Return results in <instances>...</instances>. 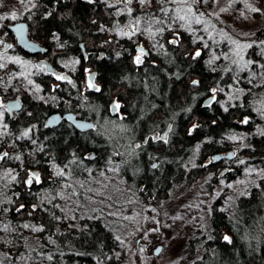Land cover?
Returning a JSON list of instances; mask_svg holds the SVG:
<instances>
[{"label": "trees", "instance_id": "obj_1", "mask_svg": "<svg viewBox=\"0 0 264 264\" xmlns=\"http://www.w3.org/2000/svg\"><path fill=\"white\" fill-rule=\"evenodd\" d=\"M113 2L34 0V6L27 11L20 8L23 14L15 19V22L27 21L30 36L41 44L50 46V38L55 37L53 43L62 48L56 55L65 58L76 51V64L80 63L79 68L76 65V81L80 87L84 84L87 88L88 70L98 71L100 86L96 93L80 95L78 116L95 124L82 132L71 126L45 129L43 123L51 112L50 106L33 95L25 98L30 110V114L23 115L28 121L27 126H32L35 121L39 125L38 158L27 157L22 149L20 157L24 168L19 169L13 185L0 178V196L10 209V224L16 231H21L22 225L42 230L34 235L36 241L32 238L33 244L22 240L15 247L0 245V251L5 252L3 264H27L30 256L44 250L52 256L51 260L47 259L48 264H119L115 259L117 253L125 256L120 250L119 239L131 227V215L144 220L148 208L159 207L178 186L187 187L210 176V172H217L218 167L209 164L214 155L227 154L235 148L238 156L246 157L243 165L246 168L264 165V134H256L257 124L261 121L255 119L254 112L259 104H264V82L255 85L264 72L261 67L264 53L261 56L259 50L254 54L247 50L243 60L222 58V62H217L210 71L206 59L210 55L211 40H200V36L184 29L169 30L165 19L164 24L156 28H164L158 34L162 47L156 48L154 36L150 40V46L155 47L147 62L154 64L137 68L126 56L115 61H96L100 51L98 44L106 39L102 31L105 26L113 23L131 25L133 17L139 18L140 23L155 18L146 20L147 13L163 16L157 12L156 0L144 8L137 3L131 15L123 13L119 16L109 7ZM165 6L174 7L171 4ZM209 11L203 12L210 14ZM224 22L227 21L221 22L219 18L208 21L207 34L209 29L214 31L213 26L224 29L225 35L216 32L217 36L214 38V33L211 38L223 36L220 40L226 46L221 50L230 54L226 36L233 33ZM198 31L205 32L200 26ZM0 32L7 33L8 40L13 39L7 24ZM177 36L178 44L169 43ZM208 38L211 39L209 34ZM147 41L146 38L144 43L148 45ZM205 43L208 47H204ZM261 44L258 45L264 49ZM196 51L201 55L193 58ZM247 61H256V64H248L245 68ZM2 70L0 68V84L6 77H2ZM4 71L10 72V66ZM193 80L199 84L193 86ZM212 89L217 90L215 101L206 106L205 101L213 95ZM229 92L231 101L225 111L221 100ZM80 93H83L82 88ZM118 101L125 106L123 118L110 112V103ZM245 118L249 121L247 124L242 123ZM4 122L19 133L27 127L20 122L13 124L7 115H4ZM169 125L171 130L165 142L161 135ZM240 135L246 136L244 145L236 147L235 139ZM4 148L1 144L0 153ZM92 153L96 157L89 160L87 156ZM14 161L16 163L11 164L7 158L3 160L0 175L9 166H18ZM45 162L49 164L45 166ZM50 166L55 171H50ZM30 168H39L45 176L40 185L25 183ZM58 169L65 174L58 176ZM242 173L238 167L225 178L233 182ZM101 181L107 183L108 195L104 200L99 196L96 199L105 209L89 208L85 204V195L89 189H97ZM239 192L228 199V207L213 206L206 227L196 229L187 239L185 251L192 264H264V176L256 177L246 194ZM230 194L229 191L228 196ZM149 196L154 197V202L147 201ZM66 210H69L68 214ZM67 215L70 219L65 218ZM224 236H229L231 243L225 241ZM126 237L131 241L134 236L129 232Z\"/></svg>", "mask_w": 264, "mask_h": 264}, {"label": "rangeland", "instance_id": "obj_2", "mask_svg": "<svg viewBox=\"0 0 264 264\" xmlns=\"http://www.w3.org/2000/svg\"><path fill=\"white\" fill-rule=\"evenodd\" d=\"M0 4H2V6H0V16L9 17L7 19H0V29H3L5 24L10 25L15 22V20L10 18L11 13L15 12L16 16H21L23 14V9L27 11L33 7L34 0H24V3H20V0H0ZM135 4H137V0H133L131 5L119 6L120 9L115 11L116 15L119 16L123 13H128L127 7L133 9ZM249 4L253 7L260 8L262 14L260 15V13H257L258 15H255V12L250 11L246 6ZM145 6L146 5H144L142 8ZM20 8L23 9L20 10ZM222 8L227 9V11H220ZM199 10L204 12L210 10V14L205 13V16L203 17L206 22H212L215 18H219L221 22L222 20L227 21L224 23L230 26V29L233 33L232 36L230 34L226 36L229 38V45L231 47L229 54V51L221 50L222 46H226V43H223V41L220 40L223 36L214 39L215 36H217V33H219V35H225L227 32L224 29H219L217 26L214 27V31L209 29L208 34L215 33L214 38L211 39L208 38L206 31H200V33L199 31L197 32L198 26H200V29L204 30L207 23L199 24L197 26L196 24H193L192 28L195 31H187L194 36L197 35L198 37H203V41H206V39L211 40L208 50L210 55L208 59H206L209 68L208 70L210 71H213L217 65V62L219 64L222 62V58L223 60L226 59L228 61H232V59L238 60L240 58L233 54L236 50V45L232 44L231 41L235 40L240 45L252 44L254 46L253 42L257 40V37L261 34L262 30L264 31V0H218V2H214V0H212L211 4L209 0V3L207 5L202 4ZM167 26L169 27L168 24ZM149 27H151L152 31L154 32V30L157 28V25L151 24V21L141 22L139 25V31H141L143 35H150L146 30ZM171 28L177 30L184 29L180 27L178 23L171 25ZM105 30L109 31V29L107 30L106 28H104L102 31ZM0 38L3 40L6 39L5 32L0 34ZM154 39V45L156 48H161L162 43L159 41V37H155ZM154 45L153 47H155ZM2 46L3 45H0V48ZM252 47L242 48L240 50L241 55L245 57L246 51L252 49ZM212 52H214V56H212ZM213 57L218 58L213 59ZM17 58L22 63H16L15 60ZM209 61L212 62L209 63ZM0 63L5 65V67L1 69H3L2 73L6 75L5 81L0 84V91L5 98H9L13 93L12 85L15 82L14 80L17 79L18 81H21L22 77H27L26 72L29 71V68L26 66V64L28 61H23L21 55L14 50L13 46V48L9 51L0 52ZM70 63L71 62L69 60L65 61V64L67 65ZM212 64L213 66H211ZM8 66H15L17 73L13 74V72H11L8 74V72H5L4 69ZM258 78L259 80L255 85H260L264 82V72H262ZM29 81L26 84L27 87H29V84H31ZM238 81L239 79H236V82ZM29 88L35 98H39L44 102L50 101L49 98L41 94L37 87L34 86ZM230 94L231 93L229 92L226 94L227 96L224 95L223 99L221 100V105L223 108H227V106H229L228 104L231 101ZM254 112L256 114L255 119L261 121L260 124H257L256 134H262L264 133V104H259L254 109ZM5 124L6 123L4 122L3 117V119L0 120V145L4 144L11 148V151L8 152L9 158L7 159L13 158L18 162V166H9L7 171L3 175H0V178H3L13 185L15 184L16 180H12L11 175H6V173L11 171L12 175H15L17 179L23 160L21 157L20 159H15V157L18 156L16 153L17 151L15 150H18L17 147H19V141H14V138L11 137L10 130L8 128L5 129L2 127V125ZM238 137L235 139L234 145L236 147H243L246 136L240 135ZM236 150L237 149L234 148L232 152L237 154ZM26 153L27 155L33 157V150L26 149ZM241 161H243V163H241ZM245 161V156H238L237 159L229 162L230 165L235 163L236 166H239L243 171L241 177H238L233 182L228 181L226 178H218L217 180H214V178H217L218 176L217 174H211L210 176L199 180L195 184L189 186L187 185V187L178 186L172 190L170 196L164 200L163 204L157 208H148L149 212L146 219H136V215H131V217H133L131 219L132 225L130 224L131 227L125 231V235L123 232V235L119 239L120 250L123 251L125 256L121 257V253H117L115 259L119 261V264H192V260L186 255L187 253L185 251V243L187 239L193 234V232L196 231V229L206 227L208 219L210 218L213 211V206L221 205L220 208L223 209L226 206L228 207V204L230 203L228 199H231L233 193L240 191L239 194H246L255 178L264 176V165L260 168H246L243 166ZM226 168H229V166H226ZM106 187L107 183L105 181H101L97 189H89L90 192L85 195V204L89 208L97 207L104 210L105 208L103 203H101L100 200H97L96 196H99V199L104 200L108 195V190H106ZM229 191L231 194L228 196ZM63 194L65 195V193ZM66 199L69 202V199ZM63 208L65 209L66 207ZM9 210L10 209L8 205L4 204V201L1 200L0 196V245H3L4 248L15 247L18 246L22 240L26 243L28 242L33 244L31 233L40 231L38 230L40 228H34L31 225H28L29 227L26 228L24 225H22L21 231H16V229L10 224ZM67 211L69 210H66V213L68 214ZM70 213L71 212H69V214ZM69 217L70 216L67 215L65 218L70 219ZM5 225L8 226L7 230H4ZM129 232L134 236L133 239L131 238V241L129 240L130 238L126 237ZM139 237L142 238V244L136 248V240ZM144 243L148 244V247L146 246L147 248L144 246ZM159 244L163 245V250L158 257H155L153 255V249ZM4 256V250H1L0 261H5H3Z\"/></svg>", "mask_w": 264, "mask_h": 264}, {"label": "flooded vegetation", "instance_id": "obj_3", "mask_svg": "<svg viewBox=\"0 0 264 264\" xmlns=\"http://www.w3.org/2000/svg\"><path fill=\"white\" fill-rule=\"evenodd\" d=\"M123 5H125V3H123V2L116 3V0H114L113 6L111 8L113 9V12H115L118 9H120L119 6H123ZM257 13H260V15L262 14V12H255L254 14L258 15ZM124 24L125 23H113L112 25L105 26V28L107 30L109 29V31H106V30L103 31L107 40L105 39L104 42H100L98 44L101 49L97 47L100 51H99L98 57L95 58L96 61H101L103 59H106L107 61H115L118 58H124V56H126L131 60L132 64L137 68L146 67L147 65L150 66L148 63L154 64V62H152V63L147 62L150 60V53L152 51H154L153 47L150 46V40H152L153 36L145 35V34L143 35V33L139 30L134 35H131V36L122 35L121 34L122 32L130 31L129 25H124ZM7 30H8V25H7ZM8 32H10V31L8 30ZM1 33H3V32H0V34ZM5 34H6V39L3 40L2 38H0L4 42L3 44H0V45H3L0 48V52L9 51L14 46V50L17 51L21 55L22 60L28 61L26 66L29 68V71L26 72L27 77H25V78L22 77L21 81H18L17 79L14 80L15 82L12 85L13 93H12L11 97L5 98L0 91V101H2V103L4 105L7 101L14 100L17 98H19L21 103H22V107L20 110L14 111L11 115H9L7 112H5L4 115L9 116L11 119V122L13 124L20 122L21 124H25L27 126L28 121H27V119L23 118V115L30 114V110L28 109V106L25 103V98L31 97L33 95V93L30 91L29 87L35 86L40 90L41 94L45 95L47 98L50 99L49 102H44V101L40 100L39 98H36V99L40 100L43 104L50 106L51 112L45 117L44 123H43L45 129L51 130V129L58 128L60 126H63V128H66V127L69 128V126H71L72 128H74V130H78L74 127V125L71 123V121L68 119H65L64 116L66 114L72 112L76 115L77 118L81 119L76 112V110H78L81 106L80 95L83 94L84 96H87V93H89V92H93V93L97 92V90H94V89H92V87H89V75L91 73H95L94 82L97 86H100V83L97 80L98 79V71L97 70H92V71L88 70V72L86 74V76H87V88H85L84 84L82 85V87H80L79 82L76 81V65L77 64H76V51L75 50L73 51L75 53H72V55L69 57L64 58V57L56 55V53H58L57 51H59L62 48L59 46H56V44L53 43V41L56 38L51 37L50 43H52V44L50 46H46L44 44H41L39 41L33 39L36 42H38L41 46L46 47L48 49L47 53L30 54V53H26V52L22 51L17 46V44L15 42V37L12 33L11 34H12L13 39H11V40H8L7 33H5ZM155 37H159V35L157 34L156 36H154V38ZM146 38L148 39V41H147L148 45L146 43H144V40ZM263 38H264V31L262 30L261 34L257 37V40L255 42H253L254 46L252 47V49H250L251 54H254V53H256V51L259 50L258 52L262 56V53H264V49H262L263 47H261L258 44H261V41H264ZM159 41H160V37H159ZM6 43H10V45H12V47L6 49L5 51H2V48H4ZM261 45H264V43H262ZM140 47H143L144 51L147 50V55L143 57V63L138 65L134 62V58L138 55L137 49ZM158 50H159V48H158ZM158 50H157V52H159ZM84 57L87 58L88 57L87 54H85ZM68 60L71 62L69 65L65 64V61H68ZM92 63H93V61H92ZM253 63L255 65L256 61H254ZM49 64L51 65V68L48 67ZM79 66H80V63L77 65V68H79ZM88 68H90V66ZM10 70L11 71L8 72V74L11 72H13V74L17 73L15 66H10ZM1 75H2V77H4L5 74L2 73ZM57 75L65 76V77H67V79L57 80L56 79ZM5 78L6 77H4V79H3L4 81H5ZM29 80H31V84H29V87H27L26 84L28 83ZM16 87H17V91H15ZM81 88L83 89V93H80ZM115 103H118L120 105V107L115 113H112V111H110L111 114L115 117H118V118H123L124 116H126V114L124 112V110H125L124 104L118 101V102H111L110 105L115 104ZM109 109H110V106H109ZM0 110H3V109H0ZM53 113H59L63 119L58 126L48 127L46 124V120H47L48 116H50ZM6 125H7V128L10 130L11 137L14 138V141H17V140L19 141V145H18L19 147H17L18 150H15V151H17L16 152L17 155L20 157V153H21L22 149L24 150L25 153H26V149H31V150H33V154H32L33 157H31L30 155H27V157H30L31 159H37L38 158L37 142L41 139V137H39V135L37 134L38 129H39L38 122L35 121V122H33L32 126L28 125L26 128L24 127L22 129V133H19V131L16 132L15 130H13L11 125H9V126H8V124H6ZM94 126H95V124H94ZM28 129H32V130L29 133L28 137H24L22 134H23V132H25ZM33 141H35V143H33ZM8 148H10V147L5 145V149H3L2 153L3 152H10L11 150H9V151L6 150ZM237 157H238V155L236 156V158H235V155H233L232 158L222 159L218 163H213V159H212L209 164L212 163L215 166H217L218 171L217 172L212 171L209 174H217L218 177L214 178V180H217L218 178L219 179L225 178V175L228 172L233 171L239 167V166H236L235 163H233V165H230V163H229V162H232L233 160L237 159ZM8 161L11 164L16 163L13 158L8 159ZM3 163H4L3 161H0V166ZM221 163H222V165H221ZM48 164L49 163H47V162L44 163L45 166ZM226 166H229V168H226ZM23 168H24V162L22 163V167L20 169H23ZM48 169L50 171H52V170L55 171V168L51 167V166ZM35 171H38V173H39L40 182L36 183L35 181H33L32 185L33 184L34 185H40L44 181L45 176L41 175L39 168H37V169L30 168L29 169V172H35ZM27 178H28V176H27ZM40 232L41 231H35L34 233H31V235H32L31 239L34 237V235L39 234ZM33 239L35 241L37 240L36 238H33ZM39 242H41V241H39ZM30 251L37 252L33 248H30ZM39 254H42V255H39ZM47 256L48 255L46 254L45 250L42 252H37V255H34V256L32 255L28 258L27 264H35V263L48 264ZM16 261H17V259L15 260V262Z\"/></svg>", "mask_w": 264, "mask_h": 264}, {"label": "snow or ice", "instance_id": "obj_4", "mask_svg": "<svg viewBox=\"0 0 264 264\" xmlns=\"http://www.w3.org/2000/svg\"><path fill=\"white\" fill-rule=\"evenodd\" d=\"M89 3L94 2V0H88ZM123 2L125 3V5H131L133 3V0H116V3H120ZM153 2V0H137V3H139L141 5V7H143L144 5H151ZM214 2H218V0H214ZM20 3H24V0H20ZM156 3L158 4V8H157V12L162 13L163 16H157L156 12L153 13H147L145 15V19L148 20L152 17H155L154 19H151V24H155V25H163L165 22V19H167L168 21V25H169V30H173L171 28V25L173 24H179L180 27L184 28L187 31L190 32H194L195 30L192 28L193 24L199 25V24H206L207 22L203 19V17L205 16V13L203 11H200L198 7L194 8V6H198L200 4H204L207 5L209 3V0H156ZM167 4H171L174 7L172 8H168L165 5ZM0 6H2V4H0ZM34 6V5H33ZM113 5H109V7H112ZM250 11L252 12H261L260 8L257 7H253L250 4L246 5ZM220 11H227V9L222 8ZM127 12L129 15H131L132 13V9L130 7H127ZM9 18L8 16H0V19H7ZM11 19L15 20L17 19V16L15 14V12L11 13L10 16ZM139 25H140V19L137 17H133V22L131 25H129V29L130 31L128 32H122V35H134L138 30H139ZM214 28V26H213ZM150 35L155 36L159 33H162L164 31L163 27H160L158 29H156L155 32L152 31L151 27H149L148 29H146ZM206 32L208 31V28L205 27L204 29ZM16 33L19 35V38L21 40V42L27 44V41L25 40V26L24 25H18L15 28ZM209 37L211 38V33H209ZM200 40H203V37H199ZM232 44L236 45V50L234 51V55L240 57V60H243V56L241 55V49L242 48H251L253 45L252 44H244V45H240L237 41L233 40L231 41ZM3 40L0 39V44H3ZM169 43L171 44H178L179 43V37L177 36L176 39L170 40ZM261 43H264V41H261ZM7 48H11L12 45H6ZM162 47V45H161ZM204 47H208L207 43L204 44ZM138 55L134 58V62L136 64H142L143 63V57L147 55V53L144 51L143 47H140L137 49ZM201 55L200 51H196L195 55L193 58L199 57ZM218 57H213V59H217ZM16 63H22L18 58L15 60ZM212 61H209V63H211ZM235 63V61H234ZM253 63L252 61H247L244 63V67L246 68L248 66V64ZM5 65L3 63H0V68H4ZM261 67H264V65H261ZM57 80H64L67 79V77L65 76H60L57 75L56 76ZM31 83V81H29ZM193 86H197L199 84V81L193 80L192 81ZM89 87H94V85L92 84V80H89ZM97 91H99V88H96ZM213 95L212 97L206 102L208 104V106L211 105V103H213L215 101V93H216V89H212L211 90ZM120 107V105L118 103H115L113 105V110L116 111L118 110ZM19 108V104L13 103V104H9V105H4L2 103V101H0V109H3V111H0V120L3 119L4 117V113L7 111H11L13 109ZM225 111H227V109L225 108ZM71 119V117H69ZM249 121L247 118L244 119V121H242V123L247 124ZM3 128H7V125H2ZM80 127H94V125H81ZM196 126H194L193 130L195 129ZM32 129H28L25 132H23V136L24 137H28L29 133L31 132ZM171 130V129H169ZM264 134V133H262ZM165 139L166 138H162ZM233 139H235V137H233ZM33 143H35V141H33ZM136 147H139V145H137ZM232 155H235V153H233ZM6 158H9V153L8 152H3L0 153V161L5 160ZM15 159H20L19 156H16ZM217 159V158H214ZM241 163H243V161H241ZM154 168L157 167V165L153 164L152 165ZM58 176H63L65 173L62 169H58L57 173ZM6 175H11L12 180H16V176L12 175L11 171H9L8 173H6ZM33 181H35L36 183L40 182V176L39 173L36 172H29L28 173V178L26 179L25 183L29 186L32 185ZM23 207V205H21V208ZM35 208V206H34ZM17 211L19 212L20 209H17ZM7 225L4 226V230H7ZM24 227H29L28 225H24ZM38 230H42V229H38ZM155 231V230H154ZM117 239H119V237H117ZM224 240L227 241L228 243H231V238L229 236H224ZM157 251H159V249H157ZM48 260L52 259V256L49 255L47 256ZM0 264H3L2 261H0Z\"/></svg>", "mask_w": 264, "mask_h": 264}, {"label": "water", "instance_id": "obj_5", "mask_svg": "<svg viewBox=\"0 0 264 264\" xmlns=\"http://www.w3.org/2000/svg\"><path fill=\"white\" fill-rule=\"evenodd\" d=\"M24 25L25 26V33H24V36H25V40L27 41V44L21 42L20 38H19V35L16 33L15 31V28L18 26V25ZM8 30L14 35L15 37V42L17 44V46L24 52L26 53H30V54H39V53H47L48 52V49L46 47H43L41 46L38 42H36L35 40H33L30 36V31H29V24L27 21H24V20H21V21H16L10 25H8ZM10 43H6V45H9ZM6 45L4 46V48H2V51H5L6 49H8L6 47ZM81 48L82 50L84 51L83 49V44H81ZM146 53H147V50H145ZM103 54V53H102ZM49 68H51V65L49 64L48 66ZM94 76H95V73H91L89 75V80L91 79L92 80V84L94 85V87H92V89L96 90V88H98V86L95 84L94 82ZM211 98V97H210ZM210 98H208L206 101H205V105L207 106L208 104L206 103ZM13 103H16V104H19V108H16V109H13L11 111H7V113L9 115H11L14 111H18L21 109L22 107V103L20 101L19 98L17 99H14V100H9L5 103V105H9V104H13ZM113 105H111V111L112 113H115L116 111L113 110ZM71 117V119L69 118ZM65 119H68L71 121V123L74 125V127L76 129H78L79 131H86V130H89L91 128L89 127H80L81 125H94V122L92 121H88V120H83V119H79L76 117V115L72 112L66 114L64 116ZM62 116L59 114V113H53L51 114L50 116H48L47 120H46V124L48 127H55V126H58L61 121H62ZM171 128V126L169 125L167 127V129L163 132V134L161 135V139L162 138H166L168 137V133H169V129ZM158 137H155V140L157 139ZM162 140H165V139H162ZM233 152L230 151L228 152L227 154H216L213 156V163H218L219 161H221L222 159H225V158H232V155ZM96 157V154L95 153H92L91 155L88 156L89 160H94ZM214 158H217V159H214ZM36 173H38V171H35ZM147 201L148 202H154V197L152 196H149L147 198ZM142 243V238H137L136 240V248H138L140 246V244ZM148 244L147 243H144V246H147ZM157 249H159V251H157ZM163 250V245H157L154 249H153V255L155 257H158L161 252Z\"/></svg>", "mask_w": 264, "mask_h": 264}]
</instances>
